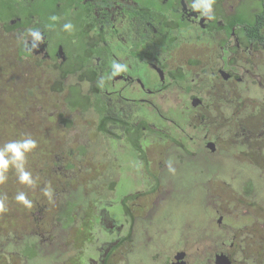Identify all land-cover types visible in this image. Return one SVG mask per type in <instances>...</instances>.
Masks as SVG:
<instances>
[{
  "label": "flooded vegetation",
  "instance_id": "1",
  "mask_svg": "<svg viewBox=\"0 0 264 264\" xmlns=\"http://www.w3.org/2000/svg\"><path fill=\"white\" fill-rule=\"evenodd\" d=\"M190 4L0 0V90L17 121L43 119L40 138L53 140L46 132L59 128L69 158L53 155L47 166L52 195L35 228L18 232L27 236L0 228L6 264H33V257L39 264L41 256L40 264H257L264 255V215L255 213H264V188L251 181L260 178V159L264 167V0H215L212 20ZM29 28L44 36L35 49L20 39ZM113 61L128 70L113 77ZM226 109L238 111L234 121L224 122ZM88 154L102 163L80 165ZM234 171L245 178L241 193L224 180ZM256 192L262 201L249 196ZM237 203L253 207L246 214L253 223L235 227L227 242L222 230L199 261L167 215L168 226L153 225L158 208L184 213L192 205L202 222L212 224L215 214L231 222ZM47 205L58 210L46 215ZM216 223L228 227L221 215ZM173 232L181 244L166 254L160 235ZM69 248L68 261H59Z\"/></svg>",
  "mask_w": 264,
  "mask_h": 264
},
{
  "label": "rangeland",
  "instance_id": "2",
  "mask_svg": "<svg viewBox=\"0 0 264 264\" xmlns=\"http://www.w3.org/2000/svg\"><path fill=\"white\" fill-rule=\"evenodd\" d=\"M57 26H58L57 30H60L61 26L60 25H57ZM5 40L6 39L1 38L2 42H4ZM6 44L8 46L10 44V41L7 42ZM12 108L13 107H12V104H10L9 93L1 92L0 93V148H2L4 144L10 141L19 140L26 136H30L33 139L36 138L35 141L37 142V147L32 152L26 154V164H25V168L27 171L31 172L32 178L35 180V184L30 187V186L19 183L18 174L15 168L14 167L9 168L8 173H7V176H8L7 182L3 185H0V195L7 196V201H6L7 211L0 214V228L3 227L2 230L3 229L6 230L8 227H10V230H11L10 232H15L18 236H27L26 234L19 235L18 232L30 233V230L34 229L35 226L38 224L37 221L34 220L33 218H36L39 216L40 210L43 211L41 203H44L46 200V196L44 195L43 189L48 188L49 186L48 183H46L45 181L46 179L44 177V174L46 176H50L51 178H55L54 175L50 171H48L47 166L50 165V163L53 161V155H57L58 157L60 155H63L64 160L66 162H68L69 158L66 152L64 153L60 152L63 143H62V139H59V138L62 137L63 133L60 132L59 128L52 130V132H49V131L46 132L48 134V138L51 137L53 138V140H48V139L46 140V139H43V137L40 138L39 134L43 133V131H41V127L46 128L45 124H43V119L32 118V117L27 118L28 120H30V121H26L30 126L28 127V124L25 123L23 119L20 122L15 119L17 118L15 116L16 112H14ZM237 112L238 111L236 110L232 111L230 109L224 110L225 116L227 117V119L224 120V122L229 123V122L234 121L235 118L233 116L237 114ZM20 113L23 115L22 111H20ZM251 119L252 117L245 118V119H242L241 122L249 121ZM247 128L251 130L249 131V133H252V135L257 132L255 126L251 124H247ZM236 139L237 141H241V137H238ZM161 151H162L161 152L162 154L164 151L163 149ZM150 152L152 153L151 150ZM127 156H128L127 157L128 159L132 158V155L130 154H128ZM92 159L94 160V162H97V163L100 162V160L91 158L88 154L86 157H84L81 160V164L80 162L79 164L86 165L87 160H92ZM128 159H127V162H128ZM157 159H158V156L155 157L156 161ZM155 160H152V162L154 163ZM260 162L262 164V167L257 168V170L259 171L255 173V175L260 178L258 181H256L254 177H252L251 181L256 184L260 183V186H263L264 188V167H263L262 159H260ZM171 165L173 164L171 163ZM99 166L102 167L103 165L99 164ZM75 175H78V173ZM81 176H84V175H81ZM231 176H233V179H230ZM239 176L240 174H238L237 176V173L234 171L233 174L228 175L229 180L226 178H224V180L228 181L229 183H231L230 181H232L233 186L238 190L237 192L241 193L242 186L240 184L245 178H242ZM250 177L251 175L249 176V178ZM77 179L80 181L81 178H77ZM211 181L214 182V180H211ZM207 184H208V181H207ZM63 185H66V184L63 183ZM67 185L69 186L67 189L74 190V191L77 190L78 184L74 185V184L67 182ZM20 191H23L26 193L28 199L32 201V206L34 202H38V201H39V205H37L36 208L33 207L31 209V208L23 206L22 204L17 203L15 201V196ZM61 195L63 196V194ZM174 195L175 194H172V197H171L172 202H173ZM249 196H251V198H255L258 201L263 200V198H259L260 196L257 194V192L253 194L251 193L249 194ZM252 208L253 207H248V211H249L248 212L244 210L242 206H240L237 203V208L236 209L234 208L230 214V218L233 221L231 222L228 220L226 221V217H227V216L225 217L226 214H215L212 219V224H210V223H207V221H204V222L201 221L203 219L198 217V214H199L198 207L194 205L188 207L184 211V213L181 212V209H183V207L181 208L177 206H167L164 209H160V208L157 209V212H159V217L157 221L155 222L156 224L153 223V225L155 227L158 225L159 229H161L162 227L165 228L166 226H168L163 219V215H167L169 224L171 225L173 224L174 226H176L175 228H177L181 233H184V235H186L187 245L185 246V250L187 252L190 251V253L193 254V257H196L199 261L201 257L204 259L205 257L209 255V253L204 252L206 245H212L211 241L216 240L217 236L222 235L220 233L222 230L228 229L229 233L225 232L223 233L224 236H222V238H225L226 236H228L227 237L228 239L226 240L227 242L228 240H230L232 231L235 227H243L244 225L252 224L253 222L251 220V217L246 216V214L248 215L250 212H252ZM55 209L58 210V207L47 205L46 215H49L52 212H55L56 211ZM255 210H256L255 213H257V215H264V213H258L257 208H255ZM219 215L222 216L223 222L227 224L228 227H225V226L220 227L216 223L217 217ZM201 222L203 226L206 229H208L207 231H203V232L200 231ZM39 227L42 228L44 226L41 224ZM256 228H260V225L256 226ZM155 229H158V228L156 227ZM84 234L86 235L88 234L87 229H85ZM69 240L73 241L72 237L69 238L68 241ZM160 240H161V251L165 252L166 254L168 252H172V249H174L175 247H178L181 244L180 235L174 232L170 233L169 237H167L166 239L163 238L162 235H160ZM40 247H42V245ZM28 250H32V247H28ZM29 254L32 255L34 253H29ZM71 254L72 252L70 251V248H69L63 254L62 253L59 254L58 259L61 262H66L71 257ZM30 260L31 261L36 260L33 264H37V258L33 257ZM42 260H44V258L41 256L39 258V264L41 263ZM8 261H12V259L8 258ZM256 262L257 264H263L264 255L263 254L259 255L258 260ZM10 263L12 264V262ZM0 264H6V262L0 259ZM16 264H20L18 260ZM23 264H28V263L27 261L26 262L24 261ZM67 264H71V262Z\"/></svg>",
  "mask_w": 264,
  "mask_h": 264
},
{
  "label": "clouds",
  "instance_id": "3",
  "mask_svg": "<svg viewBox=\"0 0 264 264\" xmlns=\"http://www.w3.org/2000/svg\"><path fill=\"white\" fill-rule=\"evenodd\" d=\"M215 0H191L190 8L193 11L199 12L202 18L212 20L215 18L213 5ZM52 21H56L59 18L56 16L50 17ZM74 26L71 22H67L63 25V30L71 32ZM20 39L25 43L29 44L31 41V48L35 49L40 43L44 42V36L39 29L29 28L26 30V35H22ZM112 76H116L120 73L126 72L127 65L121 64L117 61H113L112 65ZM111 78V77H110ZM103 83V78L101 84ZM37 147V142L30 136H26L19 140L10 141L2 148H0V185H3L8 180V170L10 167H14L18 174V181L21 184L27 186H33L35 180L32 178L31 172L25 168L26 154L32 152ZM170 171H174L171 163L168 165ZM44 195L51 197L52 192L50 188L43 189ZM7 196L0 195V214L7 211ZM15 201L22 204L25 207L31 208L32 201L28 199L25 192L20 191L15 196Z\"/></svg>",
  "mask_w": 264,
  "mask_h": 264
}]
</instances>
